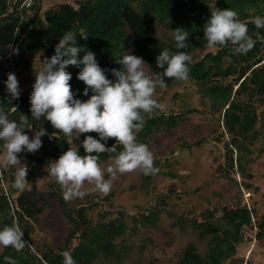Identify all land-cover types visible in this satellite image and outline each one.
Returning <instances> with one entry per match:
<instances>
[{"label": "trees", "instance_id": "16d2710c", "mask_svg": "<svg viewBox=\"0 0 264 264\" xmlns=\"http://www.w3.org/2000/svg\"><path fill=\"white\" fill-rule=\"evenodd\" d=\"M22 1L0 0V55L7 56L8 45L14 42V48L19 49L18 55L13 53L19 75L22 70H27L33 65L32 59L42 51L47 52L50 58L59 39L69 31L76 34L81 46L95 54L103 69H119L120 65L116 64L115 60L122 56L123 50H131L133 55L142 57L150 65V69L158 74L163 70L156 66V56L165 48L177 51L174 38L166 41L158 36L157 26L160 23L171 31L183 28L188 32V47L179 51H184L194 58L196 50L207 48L203 25L210 17V11L216 8L235 10L239 19L247 24L248 34L255 41V46L245 55L233 54L230 44L228 47L217 46L215 52L208 51L198 60L189 63V77L196 81L202 95L212 100V107L222 112V124L230 136L226 143L230 167L234 168L236 163V172L240 173L244 180L252 178V173L247 172L244 154L251 151L249 143L253 142L258 134L256 124L259 115L254 99L264 105V29H256L251 20L255 16L264 18V0H77L75 3H56L46 9H42L43 0H37L31 8H24L20 12ZM40 13L43 14V19L40 18ZM257 32L260 33V38H257ZM81 37L88 38L85 40ZM83 54L80 53V58ZM5 63V59L0 61V108L5 110L10 120L18 124L21 114L27 116L28 124L24 130L30 129L40 135L44 129L46 133L41 137L42 147L38 151L22 152L28 163H49L51 159H58L69 147L75 146L78 147L79 153L84 155L80 142L86 135L99 139L98 134H82L72 142L71 138L59 133L44 117L33 119L29 102L32 87L21 92L20 105L16 111L12 110L16 100L11 99L4 83L7 74L12 73V70L5 68ZM66 70L72 74L70 84L75 98L86 101L88 96L83 95L86 85L77 79L79 69L69 66ZM106 75L113 79L111 72H106ZM228 77H232V80L224 83L222 79ZM164 80L167 87L177 82L167 77ZM243 95H248V99L243 100ZM144 117L145 124L136 136L137 142L148 147L149 135L164 126L176 127L182 118L179 114L165 115L156 112L150 116L144 114ZM115 143V139H109L106 146L111 147ZM2 144L3 141H0L1 151ZM116 147L117 150H122L119 144ZM98 155L100 164L109 158L108 153ZM154 162L158 168L163 165L161 161ZM152 177L142 173V184L147 185ZM11 179L14 182L13 175ZM54 184L58 189L54 196L66 208L67 215L74 225L72 237L77 235L79 242L71 248L68 245L57 249L47 246L36 251L28 247L21 251L7 247L0 252V264H6V256L12 257L16 264H63L61 253L67 249L71 251L76 264H111V259L120 261L121 249L115 240L123 236L129 228L135 230L137 224L130 227L123 211L117 217L93 223L87 213L93 207L90 203L78 205L74 209L75 214H71L72 209H69V204L63 199L60 185L55 180ZM241 184L245 188L252 186L249 181H242ZM12 192L16 193V189ZM14 201L15 215L11 212L7 197L0 198V229L5 225L11 226L17 218L21 230L27 233L28 227L32 226L29 220H35L44 211L47 203L43 200L27 201L21 194L16 195ZM221 218L216 222H193V225L200 229V236L208 238V249L202 254L196 250L193 243L188 244L184 249L182 264H225L227 260L230 264H242L243 260L235 255L238 245L245 240V227H255L256 236H264V217L257 221L254 208L247 204L225 206ZM157 219L158 210L151 209L148 213H142L138 222L143 226L153 225ZM128 264H155V259ZM245 264L252 263L246 261Z\"/></svg>", "mask_w": 264, "mask_h": 264}, {"label": "rangeland", "instance_id": "374dc122", "mask_svg": "<svg viewBox=\"0 0 264 264\" xmlns=\"http://www.w3.org/2000/svg\"><path fill=\"white\" fill-rule=\"evenodd\" d=\"M40 18L43 19L42 13ZM157 34L162 40L173 38L171 29L161 23L157 26ZM216 50L217 47L196 50L191 62L208 51ZM46 57L49 58L48 53L42 51L32 59L33 65L30 68L21 71V92L32 87L35 73L42 69V61ZM146 71L154 73L149 66ZM222 80L227 83L232 77ZM90 95L91 92L88 98ZM248 97L243 95L242 99L247 100ZM154 98L161 104L162 110H156L153 114L156 112L182 116L176 127L164 126L148 136L149 149L154 154L155 161L163 163L159 173L147 185L142 184L140 170L117 174L107 195L92 192L93 186L85 184L84 190L88 194L83 199L66 201L69 209H72L71 214H75L74 209L80 204H92L93 207L87 213L93 223L112 219L123 211L130 227L137 224L135 230L129 228L115 240L121 249V259H111V264L148 262L152 259H155V264H182L184 249L190 243L196 246L197 251L205 254L208 238L200 236V229L193 222L221 220L225 206L247 204L254 208L257 221L264 217V105L254 99L259 115L256 124L258 134L249 143L251 151L244 154L247 172L253 176L244 180L236 172V163L234 168L229 165L226 143L230 136L222 124V112L212 107V100L202 95L194 79L189 77L186 81H177L163 89L157 87ZM29 131L30 129L25 130V133L28 134ZM18 156L21 163L27 162L28 184L23 192L16 189L14 197L21 194L27 201L43 200L47 203L35 220H29L32 226L28 227L27 233L24 231L27 238L23 235L22 239L32 245L31 249L35 251L47 246L56 249L67 245L73 247L79 242V238L77 235L72 237L73 222L67 215L66 208L54 196L58 189L48 174V162L30 164L23 153ZM109 164L111 161L108 159L101 165L106 169ZM6 168V179L12 186L11 176L13 175L14 180L16 168ZM105 179H110L107 172ZM242 181H249L252 186L245 188ZM151 209L158 210L157 221L153 225H141L138 222L140 215ZM15 222L18 223V219ZM256 230L255 227H245L243 231L245 240L238 245L235 255L243 260L242 264L246 261L264 264V236H256ZM4 249L5 247L0 246V252ZM225 264H230L229 260Z\"/></svg>", "mask_w": 264, "mask_h": 264}, {"label": "clouds", "instance_id": "9594fccd", "mask_svg": "<svg viewBox=\"0 0 264 264\" xmlns=\"http://www.w3.org/2000/svg\"><path fill=\"white\" fill-rule=\"evenodd\" d=\"M251 23L256 29H264V18L255 16ZM177 51L163 49L156 56V66L163 71L158 74L146 71L148 65L142 57L131 54V50L124 51L115 63L120 68L103 69L99 65L95 54L81 46L74 32L64 34L55 45L54 54L42 61L43 67L35 73V81L29 97L32 118L39 120L44 117L59 133L74 139L82 134L97 133L99 139L86 135L80 142L84 155L79 153L77 146L69 147L58 159L48 163V174L61 187L63 199L70 201L74 198L83 199L86 194L84 185H92V192L107 195L112 187V181L117 174L142 171L146 176H155L160 169L155 166L154 154L148 145L137 142L136 133L145 124L144 114L149 116L162 106L155 99L157 87L166 88L164 78L186 81L189 79V63L192 57L180 49L188 47L186 41L188 32L183 28L172 30ZM203 36L207 47L232 46L233 54L245 55L254 46L255 41L248 34V26L239 19V15L232 9H213L210 17L203 25ZM260 38V33H256ZM88 37H81L87 39ZM8 49L19 54V49L10 43ZM80 53H84L80 58ZM73 66L79 69L77 79L86 87L84 96L90 97L86 101L75 98L70 81L72 74L66 69ZM106 72H111L113 79H109ZM7 93L12 100L19 99L21 89L14 73L7 74L4 82ZM11 103V100L9 101ZM16 111V107H13ZM28 124V117L21 114L20 123L10 120L3 108H0V141H3V155L0 163L16 168L12 184L14 189L23 192L28 184L26 176L28 165L21 163L18 154L22 152L35 153L42 147L40 135L30 137L24 127ZM53 135H57L53 133ZM115 139L116 143L107 147V141ZM103 141V142H102ZM119 144L122 150H117ZM108 153L109 164L106 169L99 162V155ZM105 172L110 179H105ZM24 232L19 224L5 225L0 229V246L12 247L16 251L31 248L32 245L22 237ZM63 264H76L71 251L61 253ZM6 264H16L10 257H4Z\"/></svg>", "mask_w": 264, "mask_h": 264}, {"label": "built area", "instance_id": "2783aa9c", "mask_svg": "<svg viewBox=\"0 0 264 264\" xmlns=\"http://www.w3.org/2000/svg\"><path fill=\"white\" fill-rule=\"evenodd\" d=\"M37 2V0H23L21 5H20V12L24 9V8H31L35 3ZM14 46V42L11 43ZM13 53L14 51L9 50L8 55L3 57L0 55V61L5 59V68L11 69L12 73L15 74V76L17 77L18 81H19V69L15 66L14 64V59H13ZM20 105V97L19 99H16V104L14 107H18ZM2 151L0 150V156H2ZM6 166L3 163H0V198L2 196L7 197V200L11 206V212L15 215L14 211H15V201H14V193L12 192V190L14 189L10 182L7 181L6 177ZM17 219V218H16ZM35 251V249H33Z\"/></svg>", "mask_w": 264, "mask_h": 264}, {"label": "crops", "instance_id": "0c3cea01", "mask_svg": "<svg viewBox=\"0 0 264 264\" xmlns=\"http://www.w3.org/2000/svg\"><path fill=\"white\" fill-rule=\"evenodd\" d=\"M66 1H69V2H71V3H75L77 0H43V1H42V6H43L42 9H46V8H48V7H50V6L54 5V4H56V3L66 2ZM26 134H27V133H26ZM27 135H28V136L30 137V139H31V138L34 137L36 134H35V131L30 130V131L28 132ZM2 153H3V151H2Z\"/></svg>", "mask_w": 264, "mask_h": 264}]
</instances>
